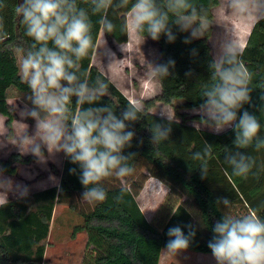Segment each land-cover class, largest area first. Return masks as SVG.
<instances>
[{"label":"clouds","instance_id":"obj_1","mask_svg":"<svg viewBox=\"0 0 264 264\" xmlns=\"http://www.w3.org/2000/svg\"><path fill=\"white\" fill-rule=\"evenodd\" d=\"M84 3L87 7L81 6L78 0H22L15 5V15L24 26L25 36L32 41L22 50L19 64L20 78L29 90L19 115L21 120L35 121V125L29 133L28 125L20 122L24 130L15 138L14 146L21 155H31L41 165L49 157L63 153L73 165H78L79 173L75 167L69 173L78 174L84 187L81 200L93 204L107 199L102 186L106 179H123L133 173L130 161L137 154H126L125 149L133 146L136 133L130 125L141 120L144 109L137 103L119 113L114 111L109 103H102L104 97L111 96L106 80L97 76L90 83L82 71L81 61L86 58L104 57L108 65L116 61L112 49L106 43L101 49L100 41L94 39L91 17L99 16L96 21L99 32L112 34L117 25L108 18V10L114 5L126 9L120 30L134 33L142 43L148 37L159 41L161 36L168 43H174L175 26L176 31L189 33L183 40L188 45L204 38L212 23L194 0H84ZM3 7L0 2V8ZM220 7L230 18L254 23L264 21V0H220ZM224 28L225 33L217 39L215 54L208 64L210 83L202 88V102L191 109L200 119L192 123L196 130L203 125L216 134L233 130V146L225 147L224 160L232 175L247 179L256 166L255 158L247 149H264V137L260 136L262 125L257 115L244 108L245 105L255 107L250 86L253 74L241 59L244 47L234 29ZM7 35L0 17V40ZM126 43L118 44L122 52ZM190 54L197 56L198 49H191ZM149 66L153 78L163 79L174 74L176 62L169 58L165 62H149ZM185 75L190 78L192 70ZM160 116L167 123L155 121L149 129L152 144L169 140L172 133V117L164 109ZM138 143L142 144L143 139ZM211 152L212 145L206 142L203 152L192 155L193 160L201 161V179L208 178L205 158ZM5 173L6 169L0 166V187L9 191L10 186L19 199L27 198L28 186L15 183ZM215 203L228 209L233 202L227 197H218ZM211 230L213 237L207 247L215 264H264V219L256 211L239 216L226 213ZM166 235L169 238L166 252L177 255L190 247L196 230L191 224L176 225Z\"/></svg>","mask_w":264,"mask_h":264},{"label":"trees","instance_id":"obj_2","mask_svg":"<svg viewBox=\"0 0 264 264\" xmlns=\"http://www.w3.org/2000/svg\"><path fill=\"white\" fill-rule=\"evenodd\" d=\"M7 11L0 8L4 29L7 37L0 40V113L7 118V126L13 132L15 113L7 99L8 89L12 86L29 91L21 80L16 48L23 54L32 43L26 37L20 18L15 15L14 8L22 0H0ZM81 6L87 7L84 0H78ZM220 0H208L200 7L214 8ZM94 23V39L98 40L100 32L96 21L99 16H92ZM212 33L210 27L204 38L184 44L183 51L178 45V39L184 40L181 33L174 43H168L165 36L157 41L161 50L159 62L172 58L176 62L174 74L160 79L162 89L155 97L144 101V114L141 120L130 125L136 138L133 146L125 149V153H136V158L130 161L134 171L145 168L169 187L166 202L161 207L162 214L157 222L150 221L145 216L138 194L142 185L133 178L123 184L120 179L110 177L102 186L107 192V199L102 203H93L85 208L77 196L84 187L78 174L69 173L70 168H77L65 158L63 172L59 185H54L29 194L25 199H10L0 204V264H43L47 240L53 213L57 204L68 205L69 210L78 214L81 223L74 226L71 236L86 232L88 236L83 264H160L162 251L169 239L166 235L170 227L191 224L196 230V236L188 249L211 253L207 243L213 237L212 227L229 214L223 205L215 203L218 197H227L232 206H244L246 211H256L264 219V149L256 151L254 147L247 152L256 160L253 173L247 179L232 175L229 165L225 163V147L231 148L234 132L230 129L226 134L215 135L207 131L196 130L190 121H198L195 114L188 117L179 111L176 100L184 99L183 108H194L202 102L201 91L205 84L210 83L208 64L213 58L209 39ZM198 49V55L193 57L189 51ZM186 51L190 56H186ZM247 69L253 74L251 87L252 105L244 108L257 115L262 125L260 136L264 137V21L255 23L244 52L241 57ZM82 71L86 73L90 83L97 76L109 84L110 98L104 97L102 103H109L114 111L135 104L98 66L93 59L81 61ZM192 70L191 77L198 78L194 97L188 98L189 85L185 73ZM175 106L180 119H173L172 133L169 140L152 144L150 128L156 122L167 123L151 109L158 103ZM74 106V105H73ZM242 111V110H241ZM240 113H238L239 115ZM12 134V133H10ZM143 143L139 144V139ZM206 142L212 145L211 155L206 157L208 178L201 179V161L192 159L195 152H203ZM35 158L31 155L12 153L7 159L0 160V166L10 175L18 174V164H30ZM191 200L197 206L201 223H197L189 208ZM187 234V228L183 229Z\"/></svg>","mask_w":264,"mask_h":264},{"label":"rangeland","instance_id":"obj_3","mask_svg":"<svg viewBox=\"0 0 264 264\" xmlns=\"http://www.w3.org/2000/svg\"><path fill=\"white\" fill-rule=\"evenodd\" d=\"M208 0H194L198 6L206 4ZM206 11V19L212 23V33L209 39V43L212 48L213 55L215 54L216 48L215 43L218 38L222 37L225 33L224 26L234 29V34L236 38L240 41L243 47L247 43V35H250V32L254 26V22L240 20L236 18H230L225 14L221 9L220 4L214 8L202 7ZM7 11V7H3V11ZM127 15L126 9H121L113 6V8L108 10V18L111 19L116 25L117 30L112 34H104L100 32L98 41H100V47L103 49L104 44L106 43L107 47L112 49L115 53L116 61L108 65L107 58L97 57L93 59L94 65L98 66L108 77L119 87V89L128 96L131 101L135 104L139 103L142 105L144 101L150 98L155 97L161 92L162 84L159 78H153L150 75V66L149 62H158L161 59V50L159 43L153 41L150 37L142 43V41L134 34L127 33L120 30L121 25L124 23V18ZM174 32L179 37L180 32L175 30ZM189 33H184L183 36H188ZM246 37V42L244 39ZM125 51L122 52L118 44L124 43ZM178 45L182 48L179 51V56L181 55L184 47L183 39H178ZM190 50V49H189ZM190 53V51H189ZM186 51V56H190ZM16 54L18 57V64L22 59V52L19 48L16 49ZM102 59V64L100 60ZM108 65V66H107ZM189 91L188 98L194 97V90L198 84V78L188 77L187 78ZM28 91L18 89L14 86L10 87L7 92V99L12 106V109L15 113V120L13 122V132H10L7 126V118L0 113V160L7 159L12 153L19 152L18 149L14 146L15 138L24 130L25 123L28 125V131L31 133L34 129L35 121L31 119L21 120L19 115L20 109L23 108L24 103H26L25 96ZM185 102L184 99L176 100V105L179 106V111L185 113L188 117L195 115L191 111L192 108H183L181 105ZM161 109H164L166 113L172 117V119H180L177 115V110L175 106L164 104L158 102L151 111L155 114L160 115ZM194 121V120H192ZM192 121H190L191 124ZM22 122V123H20ZM200 129L202 131H207L215 135L226 134L230 129L225 130L222 133L216 134L211 131L209 128L201 125ZM12 133V134H10ZM64 154L59 153L55 154L52 157H49L45 165L36 163L34 160L30 164H18V174L10 175L5 173V176L12 179L15 183H21L27 185L29 188V194H32L40 189L56 185L60 181L61 174L63 172L64 165ZM135 179L138 185H142V189L138 194L139 204L147 217L148 220L157 222L158 218L162 214L160 210L162 205L166 202V196L169 194V187L161 179L150 175L149 172L145 169H138L133 171V173L120 181L125 184L132 179ZM163 182L158 183L157 180ZM8 190L0 187V204L6 202L10 199L18 198L13 190ZM81 198V195L77 196V200ZM189 202L191 200H188ZM80 203L86 208L91 207V204L80 199ZM189 208L192 211L193 217L196 222L201 223L199 217V212L197 206L192 202L188 203ZM229 214L232 215H244L251 213L246 211L244 206L236 205L227 210ZM57 214L60 217H67L69 215V208L66 204L57 205ZM76 215L78 221L81 220L78 214ZM59 220L56 221V224L52 231V237L50 247H84V241H79L80 238L74 240L71 238L69 233L66 235L64 232L65 229L58 225ZM61 229V231H60ZM67 257V255H65ZM160 264H215V261L211 253L198 252L194 250L187 249L186 251L180 252L177 255H173L166 252V247L162 251Z\"/></svg>","mask_w":264,"mask_h":264},{"label":"crops","instance_id":"obj_4","mask_svg":"<svg viewBox=\"0 0 264 264\" xmlns=\"http://www.w3.org/2000/svg\"><path fill=\"white\" fill-rule=\"evenodd\" d=\"M248 37H249V35H247V38ZM244 42H246V37L244 39ZM245 45H246V43H245ZM59 183H60V181H59ZM59 183L56 185H59ZM52 186H54V185H52ZM49 187H51V186H49ZM45 188H48V187H45ZM45 188H43V189H45ZM40 190H42V189H40ZM57 205L55 206L54 213H53V219H52V222L50 225V232H49V236H48V240H47V247H46V251H45V258H44L43 264H83V258H84V254L86 251L87 241H88L87 233L86 232H79L73 238L71 236L73 228L75 225L81 223V220L78 221L76 219V217H77L76 215L72 216V214H74V212H72L71 210H70L69 215L67 217H64V218L60 217L56 212ZM57 220H59L58 225L65 229L64 232L66 233V235L69 233L71 238L74 240H77L78 238H80L79 241H81V240L84 241V247H50L51 243L53 242V241H51L52 231H53V228H54ZM60 231H61V229H60ZM65 255H67V257H65Z\"/></svg>","mask_w":264,"mask_h":264}]
</instances>
